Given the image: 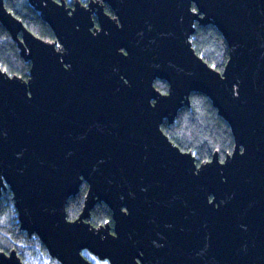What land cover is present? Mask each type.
I'll return each mask as SVG.
<instances>
[{
  "label": "water",
  "instance_id": "1",
  "mask_svg": "<svg viewBox=\"0 0 264 264\" xmlns=\"http://www.w3.org/2000/svg\"><path fill=\"white\" fill-rule=\"evenodd\" d=\"M98 1L116 18L101 10L93 32L92 5L28 0L48 41L0 0V22L31 64L27 80L0 67V203L10 189L21 230L61 264H92L86 250L111 264H264V0ZM196 23L226 40L222 72L196 53ZM194 92L231 127L223 162L216 152L199 166L162 129ZM97 204L115 234L88 223ZM0 264L23 263L13 251Z\"/></svg>",
  "mask_w": 264,
  "mask_h": 264
},
{
  "label": "trees",
  "instance_id": "2",
  "mask_svg": "<svg viewBox=\"0 0 264 264\" xmlns=\"http://www.w3.org/2000/svg\"><path fill=\"white\" fill-rule=\"evenodd\" d=\"M6 7L35 35L45 40H55L51 27L42 19L40 13L28 0H5ZM191 41L196 53L211 67L222 72L229 60V48L223 35L213 25L196 24L195 34ZM0 67L11 76H19L27 80L30 76L31 64L27 63L20 54L17 43L8 30L0 22ZM155 86L167 93L169 85L166 81L157 80ZM191 105L180 109L175 122L168 121L162 126L165 134L182 151H192L197 164L211 161L214 154L219 152L222 161L232 154L235 147L230 125L223 119L212 101L203 93L194 92ZM13 197L8 190L3 193L0 205V250L20 248L29 241L33 254L29 264H60L50 257L45 245L39 238H28V233L19 229L18 216L13 208ZM82 193L68 202L70 217H76L82 210ZM95 223L113 222L112 211L105 204H97L93 209ZM38 247L42 250H36ZM43 252V254L41 253Z\"/></svg>",
  "mask_w": 264,
  "mask_h": 264
},
{
  "label": "flooded vegetation",
  "instance_id": "3",
  "mask_svg": "<svg viewBox=\"0 0 264 264\" xmlns=\"http://www.w3.org/2000/svg\"><path fill=\"white\" fill-rule=\"evenodd\" d=\"M55 1L60 3V4L65 2V4L67 5L68 9H74L77 2L81 3L82 6H85L87 9H89L90 6L92 5L93 6L92 16H93V20H94L93 32L95 31V29L100 30L101 26H100V23H99V16H100L99 13H100L101 10L104 12V14L110 16L112 19L116 18L115 12L110 7V5L107 4V3L100 2L98 0H55ZM194 9H195V6H194ZM196 24H199V23H196ZM195 28H196V25H195ZM50 41H56V37H55V40H50ZM198 165L200 166V164H198ZM8 190L10 191V189H8ZM88 190H89L88 184L87 183H83L82 186H81L80 192L78 193V195L82 193V196H83V207H84V204H85L86 196L88 194ZM7 191H3V193L7 192ZM11 194H12L13 202H14L13 203V208L16 210L15 201H14V195H13L12 192H11ZM78 195H76L74 198H76ZM2 197H3V194H2ZM1 203H2V198H1ZM1 203H0V205H1ZM83 207H82V210H83ZM82 210H81V212H82ZM16 212H17V216H18V211L16 210ZM67 212H68V204H67ZM81 212L76 217H70L69 213H68V220L71 221V222H74V221L78 220L79 217H80ZM112 220H113V217H112ZM18 223L20 225L19 229L21 230V224H20V221H19V216H18ZM88 223L91 224L96 229H99L102 226H107V224H109L110 233L111 234H115V223H114V221L113 222H106V223H98V222L95 223L93 221V210L91 212V219L88 221ZM21 231H23V230H21ZM33 237L38 238L37 236L28 235L29 239H31ZM23 241H24L25 244L23 245V247L20 248V251H18L16 248H12V249L0 250V252H4L5 254L9 255L11 252L16 251L17 255L21 259L22 263L23 264H29V262L32 261V260H30V258H31V255L33 254V249H32V246H31V244L29 243L28 240L23 239ZM39 249L42 250V248H40V247H38L36 250H39ZM46 250H47V248H46ZM41 253L43 254V252H41ZM83 255L90 262H92V264H111V262L109 260H101L98 256L90 253L87 250L83 251Z\"/></svg>",
  "mask_w": 264,
  "mask_h": 264
}]
</instances>
